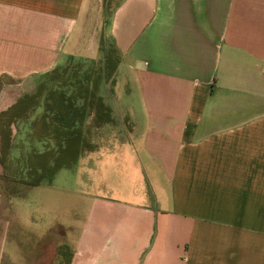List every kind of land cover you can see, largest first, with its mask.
Here are the masks:
<instances>
[{"label":"crops","instance_id":"0c3cea01","mask_svg":"<svg viewBox=\"0 0 264 264\" xmlns=\"http://www.w3.org/2000/svg\"><path fill=\"white\" fill-rule=\"evenodd\" d=\"M101 34L111 120L87 118L64 169L106 193L27 256L1 215L0 264H264V0H122L107 19L103 0H0V112L69 61L99 64Z\"/></svg>","mask_w":264,"mask_h":264},{"label":"trees","instance_id":"16d2710c","mask_svg":"<svg viewBox=\"0 0 264 264\" xmlns=\"http://www.w3.org/2000/svg\"><path fill=\"white\" fill-rule=\"evenodd\" d=\"M103 0L107 19L119 5ZM96 65L67 62L44 74L32 93L0 112V166L3 177L25 188L51 183L55 174L72 167L84 149L87 130L111 120L113 74L118 57L109 37L99 38ZM62 250L59 251V253Z\"/></svg>","mask_w":264,"mask_h":264},{"label":"rangeland","instance_id":"374dc122","mask_svg":"<svg viewBox=\"0 0 264 264\" xmlns=\"http://www.w3.org/2000/svg\"><path fill=\"white\" fill-rule=\"evenodd\" d=\"M119 1L113 0L112 3ZM111 97L106 102L113 103L114 94ZM132 104H136L134 96ZM84 173L82 164H76L72 169L58 172L51 186L40 185L28 189L18 182L4 178L0 166V216L9 220V234L13 236L17 233L20 236L19 242L26 256L38 247V233L52 231L49 222L53 217L71 214L82 217L87 211L89 197L106 193L99 189L98 171L90 173L91 183L87 184L90 186L88 189L84 183ZM65 201L72 202L66 205ZM10 244L12 245V240Z\"/></svg>","mask_w":264,"mask_h":264}]
</instances>
